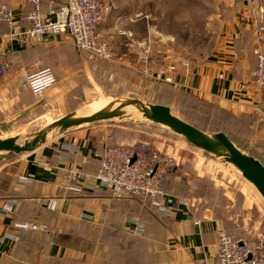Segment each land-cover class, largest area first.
I'll return each mask as SVG.
<instances>
[{"label": "crops", "instance_id": "crops-1", "mask_svg": "<svg viewBox=\"0 0 264 264\" xmlns=\"http://www.w3.org/2000/svg\"><path fill=\"white\" fill-rule=\"evenodd\" d=\"M137 1L141 2L102 0L107 12L98 34L111 36L117 43L113 45L121 58L115 63L89 59L86 52L74 47L68 35L45 36L33 42L0 37V61L7 62L11 69L0 82V133L12 125L40 117L45 102L48 103L46 96L60 102L75 101L81 96L80 90L99 87L106 79L147 83L141 74L144 67L140 61L135 64L146 43V36L137 39L135 28L131 30L139 13L130 8ZM62 3L63 0H41V13L47 15ZM5 4L13 12L17 30L23 31L32 5L25 0H5ZM229 7L233 8L229 9L232 17L220 22L219 48L188 73L177 70L168 75L185 91L218 103L235 115L255 117L256 109L263 103V93L253 84L256 67L253 50L258 43L257 35L264 30L263 17L260 18L254 4L245 7L230 0ZM8 32L6 25H0V35ZM126 33L132 34V38ZM158 62L156 55L155 63ZM38 68H49L57 82L49 93L35 97L24 82ZM158 69L162 73L163 67ZM132 143L119 130L91 125L58 134L34 152L7 157L1 167V171L5 168L4 174L0 175V264H104L106 254L105 260L94 255L103 252L97 246L105 244L108 238L109 247L129 251L128 238L143 236L132 233L136 219L127 215L129 206L114 201L103 189L66 195L62 187L65 168L74 167L92 176L100 167L105 148L133 146ZM22 177L27 181H22ZM43 198H55L56 210H47ZM155 215L163 230L159 246L164 257L159 256L160 263L218 264L216 229L223 226L210 211L191 214L198 226L181 214ZM15 223L44 224L47 231L17 230ZM242 228L245 230L244 225ZM257 230L256 226L252 229L256 235ZM9 234L15 239L8 238Z\"/></svg>", "mask_w": 264, "mask_h": 264}, {"label": "rangeland", "instance_id": "rangeland-1", "mask_svg": "<svg viewBox=\"0 0 264 264\" xmlns=\"http://www.w3.org/2000/svg\"><path fill=\"white\" fill-rule=\"evenodd\" d=\"M237 1L245 7L254 4L260 18L263 17L261 23L264 25V0ZM137 3L130 8L139 13L138 22L131 30L135 28L137 39L146 36V43L141 47L144 52L137 55L135 64L139 65V60L144 64L146 59V67L142 70H147L153 78L148 75L147 83L141 81L135 84L106 79L99 83V87L80 90L81 96L75 101L66 99L67 102H60L54 100L53 96H46L44 99L48 103L45 102L40 117L26 124L12 125L11 129L0 133V138H17V142L23 144L51 122L66 115L74 114L79 117L91 109H114L121 101L138 99L145 104L169 107L173 115L206 134L224 133L239 150L264 164V138L256 111V118L235 115L218 103L181 89L170 77L177 70L188 73L219 48L220 22L232 17L229 12V9L233 10L229 7L230 0H141ZM0 6H6L5 0H0ZM258 16L255 17L258 19ZM126 34L132 38V34ZM262 34L263 41L260 45L256 43V46L259 45L264 52V30ZM110 37L100 36L114 48L113 44L116 42ZM165 39L172 42L164 41ZM156 55L158 63H155ZM160 66L163 67L162 73L158 69ZM158 73L162 74L160 80L154 78ZM169 77L171 81L167 82ZM137 112L136 109H130L123 112L121 118L82 127L104 125L112 131H121L127 140L133 141L132 145L147 143L173 156L177 160V166L168 174L165 190L188 201L194 214L210 211L221 220L223 227L220 228L231 238L253 243L259 237L264 239V200L241 173L223 158L194 148L181 136L163 126L150 123ZM56 135V131L50 133L47 142ZM13 155L0 154V171L6 164L7 157ZM4 169L3 167L0 175L4 174ZM112 199L129 206L127 215L142 223L144 233L140 238H128L129 251L109 247L108 238L104 240L105 247L97 246L103 252L99 251L100 254L94 256L102 260L106 254L104 264H166L158 261L159 256L164 257L159 246L163 242V230L156 221L158 216L148 207V201L144 198ZM255 226L258 229L257 235L252 231Z\"/></svg>", "mask_w": 264, "mask_h": 264}, {"label": "built area", "instance_id": "built-area-1", "mask_svg": "<svg viewBox=\"0 0 264 264\" xmlns=\"http://www.w3.org/2000/svg\"><path fill=\"white\" fill-rule=\"evenodd\" d=\"M25 1L32 5V9L26 17L27 27L23 31L17 30L12 10L0 6V25H6L9 30L8 33L0 35L1 38H20L26 42H33L45 36L68 35L74 47L86 52L93 61L115 63L121 58L117 51L104 42L98 34L100 23L107 12L102 0H64L59 7L51 10L47 15L41 13V0ZM257 41L259 45L263 41L261 31L257 35ZM259 45L253 50L256 59L253 84L263 93V103L256 112L260 118L261 134L264 138V52ZM143 63L141 65L145 68L147 60L145 59ZM36 66L39 64L36 63ZM10 70L7 62L0 61V82L7 77ZM141 74L144 78L149 75L147 70H141ZM161 77L162 74L158 73L154 78L160 80ZM166 80L170 82L171 78ZM56 82L57 79L49 68H38L25 77L24 84L32 95L40 97ZM176 166L177 160L173 156L147 143L110 146L104 149L100 167L92 176L74 167L65 168V183L62 190L66 195H78L86 189L98 188L109 191L116 200L131 197L148 199L159 216L181 214L186 220L194 221L198 226L199 222L191 215L189 202L164 190L166 176ZM21 180L27 181L23 177ZM42 202L47 210H56L55 198H43ZM133 223L132 233L143 235L142 223L138 220ZM14 228L41 233L47 231V226L44 224L15 223ZM7 237L15 239L10 234ZM215 248L218 264H264V239L260 237L251 243L233 239L223 229L218 228Z\"/></svg>", "mask_w": 264, "mask_h": 264}, {"label": "water", "instance_id": "water-1", "mask_svg": "<svg viewBox=\"0 0 264 264\" xmlns=\"http://www.w3.org/2000/svg\"><path fill=\"white\" fill-rule=\"evenodd\" d=\"M127 107L136 109L150 123L163 126L181 136L194 148L217 158H223L225 162L231 164L241 173L242 177L255 188L264 200V166L259 160L239 150L224 133L206 134L173 115L169 107L145 104L138 99H126L114 109L103 108L87 116L66 115L51 122L45 129L35 133L30 140L23 144H19L17 138H0V154L21 155L34 152L47 143V136L54 131L63 134L72 128L121 118L122 110Z\"/></svg>", "mask_w": 264, "mask_h": 264}, {"label": "trees", "instance_id": "trees-1", "mask_svg": "<svg viewBox=\"0 0 264 264\" xmlns=\"http://www.w3.org/2000/svg\"><path fill=\"white\" fill-rule=\"evenodd\" d=\"M64 1V0H63ZM60 6V5H59ZM58 6V7H59ZM228 137V136H227ZM172 171V170H171ZM170 171V172H171ZM169 172V173H170ZM168 173V174H169ZM168 174H167V176H168ZM167 176H166V179H167ZM166 181V180H165ZM164 185H165V183H164ZM165 188V187H164ZM109 192V191H108ZM110 193V192H109ZM110 195H111V193H110ZM139 197H131L130 199H126V200H136V199H138ZM147 201H148V203H147V205H148V207L150 208V209H152V211L154 212V214H156V210L154 209V207L151 205V203H150V201L148 200V199H146Z\"/></svg>", "mask_w": 264, "mask_h": 264}, {"label": "bare ground", "instance_id": "bare-ground-1", "mask_svg": "<svg viewBox=\"0 0 264 264\" xmlns=\"http://www.w3.org/2000/svg\"><path fill=\"white\" fill-rule=\"evenodd\" d=\"M130 109H134L133 107L132 108H130V107H127V108H124L122 111L123 112H126L127 110H130ZM95 112H97L96 110H89V111H86V112H84V113H82L81 114V116H87V115H90V114H93V113H95ZM138 114H139V112H137ZM48 138V137H47Z\"/></svg>", "mask_w": 264, "mask_h": 264}]
</instances>
